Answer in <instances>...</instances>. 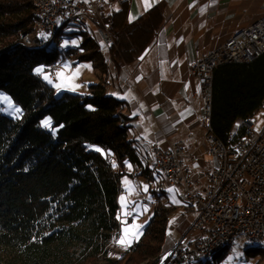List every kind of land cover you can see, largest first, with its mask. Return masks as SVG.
Returning a JSON list of instances; mask_svg holds the SVG:
<instances>
[{
	"label": "trees",
	"instance_id": "trees-1",
	"mask_svg": "<svg viewBox=\"0 0 264 264\" xmlns=\"http://www.w3.org/2000/svg\"><path fill=\"white\" fill-rule=\"evenodd\" d=\"M120 2L118 9L104 12L114 39L111 59L118 69L140 61L166 21L164 2L133 20L129 1ZM89 29L80 60H92L106 72L107 58ZM62 33L61 28L57 42ZM28 34L35 42L40 39L35 0H0V93L21 107L13 117L0 105V264H159L174 248L167 243L164 207L139 241L119 257L112 255L121 228V177L128 174L127 163L147 168V154L141 157L130 134L129 103L107 93L106 81L91 84L89 94L57 96L36 69L49 70L57 63L59 46L28 45L23 41ZM263 100L264 53L251 62L218 66L212 134L227 140L235 124L256 112ZM47 117L51 129L43 125ZM251 252L264 254V248ZM222 257L214 256V262ZM169 263L168 257L164 264Z\"/></svg>",
	"mask_w": 264,
	"mask_h": 264
},
{
	"label": "built area",
	"instance_id": "built-area-1",
	"mask_svg": "<svg viewBox=\"0 0 264 264\" xmlns=\"http://www.w3.org/2000/svg\"><path fill=\"white\" fill-rule=\"evenodd\" d=\"M112 0H44L46 23H40L46 35L40 44H49V28L62 17H84L97 25L107 43H113L110 18L104 14ZM261 16L247 27L234 33L226 42L192 66L202 94V107L207 124L204 139L209 142V153L215 161L208 172L206 194L193 189V173L184 158L199 161L195 151H189L180 141L168 149L157 143L152 145L154 163L165 170V183L160 187L177 185L181 188L183 207L192 211L193 204L201 206V213L193 228L201 234L190 246L178 243L169 253L170 262L198 261L220 242H235L240 235L248 241L264 243V127L256 129V112L237 122L227 140L212 134L210 119L213 111L214 73L218 66L227 63L251 62L264 53V0ZM57 64L49 67L55 76ZM264 106V100H263ZM239 125V126H238ZM138 173L137 171H135ZM159 199H154L157 206ZM209 225V226H208Z\"/></svg>",
	"mask_w": 264,
	"mask_h": 264
},
{
	"label": "crops",
	"instance_id": "crops-1",
	"mask_svg": "<svg viewBox=\"0 0 264 264\" xmlns=\"http://www.w3.org/2000/svg\"><path fill=\"white\" fill-rule=\"evenodd\" d=\"M120 1L121 0H116L113 2L112 6H105L103 11L108 15L111 10L120 7ZM128 1L129 18L131 20L143 15L159 2L165 3L166 15L165 23L157 32L155 41L148 48L144 58L134 62L135 64H139L138 70L131 71L132 76L135 77L137 81L142 79L139 82L145 83L146 89L143 91L144 94H146L157 81L160 83V94H153L151 91V95H145L148 101V108H146L147 110L145 109V113L147 115H153V122L158 124L160 130H156L154 126H151V134H154L155 140L150 145L145 144L143 142V137L138 133V127L136 129L133 126V124H138L140 129L145 130L143 125L138 123L140 119V112H137L140 107L139 102L137 100H127L131 116V137L137 141L136 144L141 148V157L145 154L148 155L151 151V146L155 143L164 149H168L175 146L180 141H184L185 147L189 151H195L196 155L199 156L198 162H200L202 157L198 154V151L201 148V144H199L200 146L198 145L196 149H191L190 145H187L186 139L178 138L177 135L179 132L178 124L181 123L180 121L187 124L192 130L194 126L200 123L197 119L199 113L197 100L200 89L198 80L192 72V66L196 60L207 55L213 49L226 42L234 33L256 21L260 17L263 0H148V4L151 5L150 7L146 5L145 0ZM116 5H118V7H116ZM250 13L254 15L252 14L253 17L249 18ZM89 32L92 33L93 31L89 29ZM154 48H158L161 54L167 56L168 63L170 64L169 69L176 71V73L171 76L172 78L159 76L157 71L154 74L138 72L140 65L148 59V55ZM160 63L163 64L161 59ZM127 65L129 64L122 66L120 69L115 67L116 78H124L125 83H130V78L122 73ZM174 76L176 78H173ZM177 94H181L182 96L177 97ZM179 100H182V108H180V110L176 104ZM201 110L204 116L202 106ZM146 119H148V117H146ZM204 120H206L205 116ZM204 139L205 137L202 143H204ZM186 158L192 161L188 156H186L185 159ZM185 162L189 164L186 160ZM212 162V167L214 168L215 161L212 159ZM129 165L131 167H129ZM133 168L134 164L127 163L126 170L128 174H124L121 177V181L129 176L139 177L141 175L147 177L150 186L154 180L157 181L158 188L154 191V194L155 198H158L160 201V207H164L168 210L167 224L171 211L174 209L179 211L177 218L178 223L176 224L174 221L170 225L168 224V247L172 249L178 243H183L185 246L192 245L198 235L201 234V230L193 228V225L200 216L201 206L195 203L193 204L194 209L192 211L186 210L183 207V200L180 197L181 188L177 185H171L168 186L167 189L162 190L160 185L163 182V176L158 169L148 166L144 168V170H146L144 174L133 175ZM210 170H207L206 173ZM196 177V179H193L195 181L193 189L196 187V181L198 180L197 175ZM169 189L176 191L175 193L180 198L178 204H175L173 200L172 194H174V192L168 191ZM194 191L200 193V191ZM175 230L181 235L179 239L174 238Z\"/></svg>",
	"mask_w": 264,
	"mask_h": 264
},
{
	"label": "rangeland",
	"instance_id": "rangeland-1",
	"mask_svg": "<svg viewBox=\"0 0 264 264\" xmlns=\"http://www.w3.org/2000/svg\"><path fill=\"white\" fill-rule=\"evenodd\" d=\"M118 7V5H116ZM253 13L249 14V18L253 17ZM261 16V14H260ZM59 26L62 28V38L57 42L54 40L51 44L50 48H53L58 44L60 50V58L58 60L57 67L55 68V76L56 80L50 75V71L43 66H39L38 68L43 69L42 72L39 74L42 78L48 82L50 85L54 87L55 94L61 95L64 92H72V93H79V94H89L91 92L90 85L93 83H97L99 81L105 82L107 85V93L112 94L113 96L119 99H125L126 101L137 100L139 102V109L137 112H140V119L138 120L141 125L145 128L142 130L139 128L138 124L134 125V128L137 129L138 133L141 137H143V142L147 145H150L155 140L154 134H151L152 131L150 129L151 126H154L156 130H160L158 124L153 122V115L146 114L145 111L148 108V101L145 98V95H151V91L153 94H160V83L157 81L149 91L144 94V89H146V85L144 82H139L132 76L131 71H137L139 64H135L134 62L130 63L126 66V68L122 71L123 74L127 75L130 78V83H125L124 78L117 77L116 78V68L114 62L111 60L110 54V45L105 41V39L98 33L97 27L90 23V30L93 32L91 35L95 36V39L100 45V50L105 54L108 62L107 71L104 72L100 67H97L95 62L92 60H80V56L84 53L82 48V43L86 38L87 28L88 26H80V25H73L68 23L65 25L63 20L59 21ZM40 38H45L46 35L39 33ZM33 35L28 34L23 38V41L28 44H33ZM75 41L76 44L74 45L72 42ZM67 42V43H66ZM57 46V47H58ZM58 50V49H57ZM71 50V51H70ZM65 51V52H64ZM69 51V52H68ZM160 59L162 60L163 64L160 63ZM52 65V64H51ZM90 65V68L87 67ZM170 64L168 63L167 56L165 54H161L158 48H154L152 52L148 55V59L140 65V69L138 72L142 73H150L154 74L156 71L158 72L159 76L165 78H172L176 71L169 69ZM161 68V69H159ZM141 73V74H142ZM143 75V74H142ZM176 76V75H175ZM173 78H176V77ZM47 77V79L45 78ZM51 81V82H49ZM190 93V90H189ZM181 94H177V97H181ZM7 98V99H5ZM183 100V99H182ZM182 100L177 101V106L180 110L182 108ZM198 115L197 119L200 121L199 124L194 126L193 130L187 124L180 121L181 123L178 124L179 132L177 133L178 138H185L187 141V145H190L191 149H196L199 144H201V148L198 151V154L201 155L202 160L200 162H192L188 158H184L189 164L192 173L193 179L197 178L196 187L194 190L200 191L202 194H206V187L209 185V178L206 173L207 170L212 171V156L209 153L210 144L209 142H203V138L207 134V124L209 120H204V116L202 114L201 106L202 104V94L199 92L198 95ZM128 102V101H127ZM0 105L3 106L2 110L5 114L16 117L21 114V107L18 106L7 94L0 93ZM19 109V111H16ZM146 109V110H145ZM144 110V111H142ZM148 117V119H146ZM256 129L259 131L264 127V106H261L256 111ZM135 123V122H134ZM43 125L51 129V119L47 117L43 120ZM239 126V125H238ZM132 130V129H131ZM208 161V162H206ZM209 171V172H210ZM135 172V171H133ZM196 173V175H195ZM135 175H140V173H136ZM157 177V175H156ZM139 178V179H137ZM195 182V181H193ZM147 185V191L144 190V186ZM158 188L157 181H153L151 186L147 181L146 176H134V177H126L125 180L121 181V192L119 193V219L121 222V228L116 236V240L114 245L112 246V255L114 257H119L121 253L125 252L127 249L117 243L121 237L125 236V229H129L127 233V238L132 239L131 246L137 242L132 235L136 229L133 227L134 225H143L142 231L143 234L147 228L148 223L150 222L151 218L155 216L157 210L160 208L156 206L147 205L142 201L144 196H147L150 199H155L154 191ZM172 194V197L175 201H180L179 196L175 193ZM123 198V199H122ZM173 199V200H174ZM175 204H178L175 202ZM147 209V210H145ZM178 209V207H177ZM178 215L179 211L174 209L171 211V215L169 216L168 224L170 225L172 222L178 223ZM180 233L175 230L174 231V238H180ZM141 238V236H140ZM139 238V240H140ZM138 240V241H139ZM177 245V244H176ZM175 245V246H176ZM174 246V247H175ZM262 247L264 248V244H253L248 241V239L240 235L236 238L234 242V246L231 250L221 252L222 260L217 263L214 262V257L210 259H203L208 264H264V254L257 253L253 254L251 250L256 248ZM171 251V250H170ZM169 251V252H170ZM168 252V253H169ZM167 254V253H166ZM165 254V255H166ZM170 256L168 254L167 258ZM166 258V259H167ZM165 259V261H166ZM207 260V261H206ZM209 260V261H208ZM161 261V260H160ZM160 263V262H159ZM165 263V262H164ZM170 264V263H169ZM195 264H201V262L196 261Z\"/></svg>",
	"mask_w": 264,
	"mask_h": 264
},
{
	"label": "bare ground",
	"instance_id": "bare-ground-1",
	"mask_svg": "<svg viewBox=\"0 0 264 264\" xmlns=\"http://www.w3.org/2000/svg\"><path fill=\"white\" fill-rule=\"evenodd\" d=\"M61 20H63L65 23H71L73 25L88 26V27L90 26V23H93V22L88 21L84 17H75V23H74V17H62ZM59 21H56V23H53L52 27L49 28V35H50L49 44H40V41L43 38H40L36 42H35V40H33V44H36L38 47H46V48L50 47L51 44L53 43V41L56 40L58 31L61 29L59 26ZM40 23H46V13L44 12V0H35V28H36V33L44 34L43 27L40 25ZM96 27H97V25H96ZM104 39L107 42V39L106 38H104ZM53 64H57V63H53ZM50 75H51V77L54 78V80H56V76H54L53 74H50ZM143 162L145 164V167L146 166L147 167L152 166V167L158 169L163 176V182L162 183H165V170L163 168H159L158 163H154V155H153L152 146H151L150 153L143 158ZM143 169L144 168L141 165H134L133 171H137L138 173H141L143 171ZM133 171H132V174L135 175L136 172H133ZM162 183L160 186H162ZM160 188L162 190L167 189V187H160ZM180 197L182 199V192H180ZM155 199H158V198H155ZM142 201L147 205L154 204V199H150L147 196H144L142 198ZM159 205H160V202L156 207H159ZM249 242L253 243V244H264L263 242H257V241H249ZM233 246H234L233 242H220V243H218V245L216 247L211 249L209 253H206L203 257H199L198 261H202L205 258L210 259L211 257H214V256L220 254L221 252L231 250L233 248ZM190 262H196V260H188L187 261V263H190ZM187 263L170 262V264H187Z\"/></svg>",
	"mask_w": 264,
	"mask_h": 264
},
{
	"label": "snow or ice",
	"instance_id": "snow-or-ice-1",
	"mask_svg": "<svg viewBox=\"0 0 264 264\" xmlns=\"http://www.w3.org/2000/svg\"><path fill=\"white\" fill-rule=\"evenodd\" d=\"M145 3H146V5H147L148 7L151 6L150 4H148V0H145ZM66 43H67V42H66ZM72 43H73L74 45L76 44L75 41H73ZM143 58H144V57L142 56L141 59H143ZM87 67L90 68V65H88ZM36 71H37L38 73H40V72L43 71V69L38 68V69H36ZM45 78L47 79V77H45ZM49 82H51V81H49ZM5 99H7V98H5ZM16 111H19V109H16ZM97 151H100V149H97ZM129 167H131V166L129 165ZM147 188H148V186L145 185V186H144V190L147 191ZM168 191L171 192V191H173V190H172V189H169ZM122 199H123V198H122ZM173 199H174V198H173ZM174 202L178 203V201H175V199H174ZM145 210H147V209H145ZM133 227L136 229V231L133 232L132 235L134 236L135 240L138 241L139 238H140V236L143 235V232H142V231H139V229H142V228H143V225H134ZM128 232H129V229L126 228V229H125V234H126V235L123 236V237H121V239L117 241V243H119L120 245L124 246L126 249H127V247L131 246V244H132V242H133L132 239L127 238V233H128ZM165 259H166V257H165Z\"/></svg>",
	"mask_w": 264,
	"mask_h": 264
},
{
	"label": "water",
	"instance_id": "water-1",
	"mask_svg": "<svg viewBox=\"0 0 264 264\" xmlns=\"http://www.w3.org/2000/svg\"><path fill=\"white\" fill-rule=\"evenodd\" d=\"M169 253H170V252H169ZM169 253H167L166 255H164V256L161 258V261H160L159 264H164V262H165V257L167 258V256H168Z\"/></svg>",
	"mask_w": 264,
	"mask_h": 264
}]
</instances>
